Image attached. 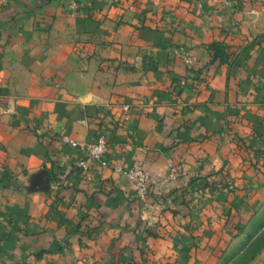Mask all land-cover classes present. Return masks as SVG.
<instances>
[{
    "label": "crops",
    "instance_id": "crops-1",
    "mask_svg": "<svg viewBox=\"0 0 264 264\" xmlns=\"http://www.w3.org/2000/svg\"><path fill=\"white\" fill-rule=\"evenodd\" d=\"M61 134L184 174L142 202ZM223 243L264 264V0H0V264H219Z\"/></svg>",
    "mask_w": 264,
    "mask_h": 264
},
{
    "label": "built area",
    "instance_id": "built-area-1",
    "mask_svg": "<svg viewBox=\"0 0 264 264\" xmlns=\"http://www.w3.org/2000/svg\"><path fill=\"white\" fill-rule=\"evenodd\" d=\"M182 60L187 69V74L178 80L179 90L183 89L187 83V76L193 73V69L198 62V57L193 50H184ZM124 110L128 109L125 105ZM60 138L63 142L69 144L73 148H77L85 153L86 158L78 162V166L84 172L88 170L87 158L96 160L102 167H112L113 170L120 172L131 184H133L138 198L145 202L151 187L161 184L166 185L170 181L176 180L184 174L181 164H177L171 160L167 162V172L162 177L151 175L147 170L142 168H123L120 165H111L106 159L107 140L103 134H99L93 142H78L65 134H61ZM64 176L62 175L61 178Z\"/></svg>",
    "mask_w": 264,
    "mask_h": 264
},
{
    "label": "rangeland",
    "instance_id": "rangeland-1",
    "mask_svg": "<svg viewBox=\"0 0 264 264\" xmlns=\"http://www.w3.org/2000/svg\"><path fill=\"white\" fill-rule=\"evenodd\" d=\"M231 227L232 226L228 225V222H225V226L223 227V229H226L227 232H230ZM148 232H149V230H148ZM230 235H231V232H230ZM144 248L146 249V251L150 250L149 247H147L145 244H144ZM227 249H228V244L223 243L220 245L219 251L221 252V256H220L221 260H220L219 264H244L245 261H247V258L244 256H242L240 258L233 257L236 255L237 252L234 253V251H232V253H228Z\"/></svg>",
    "mask_w": 264,
    "mask_h": 264
},
{
    "label": "trees",
    "instance_id": "trees-1",
    "mask_svg": "<svg viewBox=\"0 0 264 264\" xmlns=\"http://www.w3.org/2000/svg\"><path fill=\"white\" fill-rule=\"evenodd\" d=\"M210 48V53L212 55L213 58H219L222 59L224 56V53L222 52L221 48L219 47V44H211L209 46ZM196 180V178L191 179L190 183H193Z\"/></svg>",
    "mask_w": 264,
    "mask_h": 264
}]
</instances>
